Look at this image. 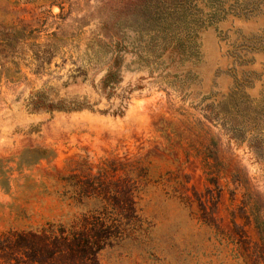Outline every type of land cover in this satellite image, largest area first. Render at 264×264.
<instances>
[{"label": "rangeland", "instance_id": "1", "mask_svg": "<svg viewBox=\"0 0 264 264\" xmlns=\"http://www.w3.org/2000/svg\"><path fill=\"white\" fill-rule=\"evenodd\" d=\"M122 1L0 0V237L131 222V192L139 224L97 264H264V0L184 55L109 12ZM105 30L125 45L113 89Z\"/></svg>", "mask_w": 264, "mask_h": 264}, {"label": "trees", "instance_id": "2", "mask_svg": "<svg viewBox=\"0 0 264 264\" xmlns=\"http://www.w3.org/2000/svg\"><path fill=\"white\" fill-rule=\"evenodd\" d=\"M232 0H230L231 2ZM123 0L122 7L125 9H112L118 16L123 13L129 14L132 10V22L143 23L140 31L143 34L154 33L155 41H152L151 48L159 47L162 50H170L179 54H185L194 39L195 33L203 26L220 20L227 13L236 10L242 13L251 11L247 6L233 0ZM106 9V7H104ZM102 8V10H104ZM103 27L106 25L102 24ZM106 31V30H105ZM100 35L104 40L90 37L93 44L97 41L104 42L110 49L111 59L109 67L102 78V87L113 89L118 81V66L121 58V51L125 48L122 42V35L110 31ZM33 106L43 105L49 109L51 105H45L42 101H34ZM81 104H75L78 108ZM126 208L120 212L123 220L120 219L101 220L102 224L84 222L79 227H71L69 231L60 230L56 233L50 229L41 231H29L17 233L13 239L7 238L8 245L0 237V252L7 246L12 251L21 250L30 261V264L46 263L48 260L64 258L84 259V264H97L96 255L100 249L114 241L129 236L138 226L137 212L134 207L131 192L125 199ZM135 222V224L133 223ZM14 234V233H13ZM12 234V235H13ZM44 253V255H42ZM16 257V256H14Z\"/></svg>", "mask_w": 264, "mask_h": 264}]
</instances>
